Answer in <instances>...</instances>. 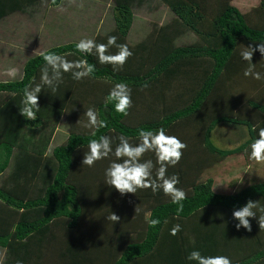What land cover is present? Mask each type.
I'll return each instance as SVG.
<instances>
[{
  "label": "trees",
  "instance_id": "16d2710c",
  "mask_svg": "<svg viewBox=\"0 0 264 264\" xmlns=\"http://www.w3.org/2000/svg\"><path fill=\"white\" fill-rule=\"evenodd\" d=\"M62 1L0 0V21L43 2L56 7ZM159 1L169 8L171 20L160 28L154 24L147 38L133 44L128 37L134 10L144 0H113L112 26L93 39L107 43L115 36L117 44L128 45L133 54L118 70L100 64L95 55L77 52L75 42L42 52L86 60L96 71L81 81L66 73L55 92L42 90L36 120L22 117L19 108L23 88L40 81L42 53L24 64L20 79L0 82V248L6 250L0 264H50L54 254L58 264H188L186 256L193 249L203 255H226L232 264H264V227L258 217L250 218L251 231L237 230L232 219L233 209L249 200L264 207V182L219 194L212 178L201 180L206 170L229 157L249 156V145L264 128L263 101L248 99L250 117L238 112L244 100L238 88L246 67L239 51L249 43H264V0L247 14L232 0ZM188 34L196 39L179 44ZM117 50L112 47L109 53ZM260 59L255 52L253 63L264 72ZM121 81L132 89L133 106L126 116L104 104L111 87ZM89 107L107 124L97 137L115 140L124 135L135 143L139 129L163 127L187 145L179 164L168 169L169 175L179 176L177 187L187 193L182 208L150 189L116 194L103 182L108 160L102 168L99 162L92 168L77 167L83 156L80 146L86 148L93 138L83 126ZM64 117L70 122L68 139L47 154ZM220 127L245 128L249 139L223 149L213 140ZM144 159L158 167L152 153ZM88 208L96 214L84 232ZM112 213L120 218L116 223L107 219ZM151 219L160 223L149 226ZM176 224L181 231L170 235Z\"/></svg>",
  "mask_w": 264,
  "mask_h": 264
},
{
  "label": "clouds",
  "instance_id": "9594fccd",
  "mask_svg": "<svg viewBox=\"0 0 264 264\" xmlns=\"http://www.w3.org/2000/svg\"><path fill=\"white\" fill-rule=\"evenodd\" d=\"M116 41L115 36H109L107 43H97L94 39L84 38L75 44V49L84 55H95L100 64H110L115 71L122 68L133 54L127 44H117ZM112 47L118 49L114 54L109 53ZM257 51L261 59H264V43H249L242 46L239 56L246 62L243 76L259 81L264 80V72L258 71L256 63H253V54ZM42 57L44 66L41 69L39 83L26 85L22 90V107L19 108V112L27 120L37 119L40 109L38 101L42 90L47 88L55 92L63 82L64 74L70 73L73 80L81 81L91 78L96 71L95 65L86 60L71 61L55 52L42 53ZM104 104L106 107L112 105L115 113L126 116L133 106L132 89L126 82H117L104 98ZM83 115L85 117L83 126L90 130V136L93 138L88 141L86 148L83 144L80 146L83 150L82 165L92 168L97 162L108 160L103 182L121 196L150 189L153 194L162 192L172 204L183 207L182 202L186 199L187 193L183 188L177 187L180 184L179 176L168 174L169 168L179 164L183 150L187 147L181 139L169 135L163 127L139 129L138 141L135 143L124 135L115 140L107 135L97 137V132L107 127L106 121L99 116L94 107L87 108ZM249 147V158L258 163L264 162V128L259 129ZM146 153L155 156L158 167H155L152 159H144ZM258 212L264 213V207H259L257 201L249 200L244 205L235 207L232 211V219L237 221L235 228L251 231L250 218L254 217H258L260 227H264V215L258 216ZM107 219L116 223L120 218L112 213ZM159 223V219H151L149 226ZM180 231L181 226L176 224L170 229V235L175 236ZM186 260L188 264H232V260L226 255H203L198 249L190 251Z\"/></svg>",
  "mask_w": 264,
  "mask_h": 264
},
{
  "label": "rangeland",
  "instance_id": "374dc122",
  "mask_svg": "<svg viewBox=\"0 0 264 264\" xmlns=\"http://www.w3.org/2000/svg\"><path fill=\"white\" fill-rule=\"evenodd\" d=\"M159 2V0H144L135 8L133 31L128 37L130 42L133 44L141 42L151 34L154 24L160 28L171 20L172 14L167 6L161 4L160 8H155ZM233 2L247 14L258 7L261 0H234ZM114 6L113 0H63L61 5L56 7L43 2L26 13H15L0 21V82L20 79L24 64L51 47L71 42L77 43L84 38L93 39L97 32L109 30L112 24L110 14ZM195 39L193 34H188L180 39L179 44L192 43ZM242 80L243 86L238 88V93L244 100L241 104L238 103L240 106L238 112L240 116L250 117L253 112L247 106V101L255 98L264 102V80L257 81L251 78H242ZM69 133L70 122L64 117L52 137L47 154L51 153L53 148L63 145ZM248 139L249 134L245 128L220 127L213 136L215 144L228 150L238 147ZM78 160L77 167H80L83 156L79 155ZM99 163L101 168L104 167V161ZM80 174L79 168L78 175ZM209 178L215 180L216 193L233 194L252 183L264 182V162L258 163L242 154L229 157L206 170L201 180L206 181ZM2 179L3 177L0 178V183ZM115 193L118 192L115 190ZM87 213L86 221L81 229L84 232L89 226V221L96 214L89 208ZM5 257L6 250L0 248V263L5 260ZM50 259H52L51 263L49 261L50 264H58L57 255H52Z\"/></svg>",
  "mask_w": 264,
  "mask_h": 264
},
{
  "label": "crops",
  "instance_id": "0c3cea01",
  "mask_svg": "<svg viewBox=\"0 0 264 264\" xmlns=\"http://www.w3.org/2000/svg\"><path fill=\"white\" fill-rule=\"evenodd\" d=\"M217 0H211V3L213 4V3H215ZM234 0H232L231 1V3L235 6V2H233ZM237 7V6H236ZM155 8L157 9V8H160V4L159 5H156L155 6ZM238 8V7H237ZM239 9V8H238ZM172 18V17H171ZM112 24H113V21H112ZM112 24H111V26H112ZM133 28V27H132ZM131 31H133V30H131ZM130 35H131V32H130ZM129 35V36H130ZM130 41V40H129ZM55 134V133H54ZM52 143V142H51ZM234 149V148H233ZM236 156V155H235ZM233 157V156H232ZM214 187H215V180H214ZM214 191H215V189H214ZM216 192V191H215Z\"/></svg>",
  "mask_w": 264,
  "mask_h": 264
}]
</instances>
